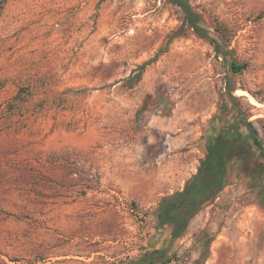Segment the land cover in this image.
I'll use <instances>...</instances> for the list:
<instances>
[{
	"label": "rangeland",
	"instance_id": "1",
	"mask_svg": "<svg viewBox=\"0 0 264 264\" xmlns=\"http://www.w3.org/2000/svg\"><path fill=\"white\" fill-rule=\"evenodd\" d=\"M190 1L219 50L169 0H0V264H264L256 145L183 236L156 227L212 126L264 143V0Z\"/></svg>",
	"mask_w": 264,
	"mask_h": 264
},
{
	"label": "trees",
	"instance_id": "2",
	"mask_svg": "<svg viewBox=\"0 0 264 264\" xmlns=\"http://www.w3.org/2000/svg\"><path fill=\"white\" fill-rule=\"evenodd\" d=\"M169 1L182 11L185 25L193 29L200 37L209 40L218 50L221 48L222 43L213 36L190 0ZM216 30L220 32L218 27ZM151 61L153 59L140 66L138 78ZM230 67L237 72L243 66L231 60ZM231 96L235 102L236 97ZM204 145L205 156L201 158L197 172L187 179L181 190L165 194L159 201L156 227L170 229L171 244L184 235L196 214L216 200L224 189L229 177V163L233 158L247 161L251 158L253 146L256 145L264 159V143L258 137L252 122L244 119L225 129L212 126ZM261 169L255 173L257 177L263 174L264 163ZM261 180L262 184L255 189V197L264 207V177ZM171 260L170 246L148 247L144 248L139 255L132 257L127 264H164Z\"/></svg>",
	"mask_w": 264,
	"mask_h": 264
},
{
	"label": "crops",
	"instance_id": "3",
	"mask_svg": "<svg viewBox=\"0 0 264 264\" xmlns=\"http://www.w3.org/2000/svg\"><path fill=\"white\" fill-rule=\"evenodd\" d=\"M183 187H184V186H183ZM183 187H182V188H183ZM182 188H181V189H182ZM181 189H179V190H181Z\"/></svg>",
	"mask_w": 264,
	"mask_h": 264
}]
</instances>
